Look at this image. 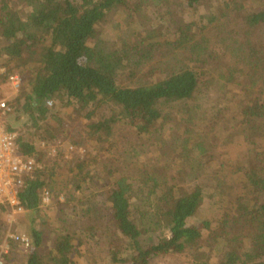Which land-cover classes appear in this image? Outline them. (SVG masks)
Returning <instances> with one entry per match:
<instances>
[{"label": "trees", "instance_id": "trees-1", "mask_svg": "<svg viewBox=\"0 0 264 264\" xmlns=\"http://www.w3.org/2000/svg\"><path fill=\"white\" fill-rule=\"evenodd\" d=\"M26 1L0 0L1 52L22 76L1 117L18 132L19 150L44 165L18 193L31 216L30 252L20 264H81L84 257L87 264H151L168 256L187 264H264V50L256 39L264 0H232L231 14L178 18L167 39L163 20L176 10L157 17L156 8L200 0ZM108 21L121 31L115 43ZM4 76L11 83L10 72ZM221 90L214 111L230 117L223 134L201 116L202 98ZM36 136L59 140L55 154ZM66 140L85 153L70 157ZM147 142L149 149L174 146L176 159L189 156L193 167L173 171L165 162L155 170L129 144L143 149ZM45 188L60 208L89 200L86 209L100 220L80 228L83 240L65 233L44 251L36 214ZM203 248L211 252L206 258L199 257Z\"/></svg>", "mask_w": 264, "mask_h": 264}, {"label": "rangeland", "instance_id": "rangeland-1", "mask_svg": "<svg viewBox=\"0 0 264 264\" xmlns=\"http://www.w3.org/2000/svg\"><path fill=\"white\" fill-rule=\"evenodd\" d=\"M251 1H256V0H244L245 3L251 2ZM262 1V0H261ZM230 2L232 0H200L199 3L193 7H190L188 4L183 5L182 7L178 8L176 5H173L172 8L169 6H163V7H157L156 11L157 17H160V14L164 16L167 13V7L172 9L173 11L176 10V15H169L165 17L163 20V29H165L166 33L163 35V39H167L169 34L172 32V25H176L177 22H175L178 18L181 20V22L186 18V16H196L197 18H204L207 19L209 18L213 12H225L228 14H231L233 11V4L231 5ZM11 4L13 6H28L30 4L29 1L26 0H11ZM213 11V12H212ZM160 13V14H159ZM225 16V20H226ZM179 20V21H180ZM152 24V22H150ZM234 23V21H232ZM115 23L113 21H108L105 25V28L113 26V31L108 33L109 36L112 38V43H115L116 40H118L121 36V31L117 28H115L114 25ZM133 27V26H132ZM121 29L126 31V26L123 25L121 26ZM221 35L219 33L216 34V38H220ZM258 43L262 50H264V27L261 29V32L258 34L257 38ZM6 55L4 52H1V42H0V100H5L7 102L10 101L11 97H13L16 94V89L13 87L11 83H9L4 76V72L8 73L12 72V70H9L6 67ZM216 67L218 68L219 71H223L224 67L226 65L225 60H221L217 64H215ZM8 69V71H7ZM17 71L12 72V74H19L16 73ZM219 74H222L219 72ZM20 75V74H19ZM21 76V75H20ZM22 77V76H21ZM122 83H129L127 78L124 76L122 77ZM234 90L237 92V94L241 93L244 91L243 86H235ZM236 94V93H235ZM221 96V97H220ZM221 91H215L212 95L209 96H204L201 100V116L204 117L206 115L207 121L210 122V125L208 126L210 129H219L217 130L219 133H224V130L229 127L230 122L228 121L229 115H226L225 111L223 110H218L214 111L217 108V105L220 103V99H223L224 96ZM75 108H70L67 109V114H76ZM3 111H0L2 114ZM215 112V113H214ZM216 115V116H214ZM1 117V116H0ZM1 122L2 125L5 127L3 124V120L1 117ZM203 122V121H202ZM77 128H80L81 125V120L75 122L74 124ZM173 125V124H172ZM179 126L174 125L173 127L171 126V131L174 128H178ZM182 130V128H181ZM124 131H127L124 130ZM121 137V135H119ZM37 141L43 140L44 138H40L36 136ZM130 136V140H131ZM159 140V139H158ZM157 140V141H158ZM60 142V141H58ZM160 142V141H159ZM128 144V143H127ZM131 146L130 148L132 149V152L135 157H139L141 160L147 158V159H152L151 163L149 165H152L155 170H160L161 169V164L167 162L169 166L171 165L172 170H177L181 167H193V164H191V158L189 156H181V159H176L177 153H176V148L172 145L167 144L163 149H159L157 147H154V149H149L150 143L147 142L145 143L143 149L142 148H136L134 145L129 143ZM49 145H52V140H47V143L44 145V147H49ZM65 146L69 149V151H72L68 153L70 157L77 156L78 153L82 154L85 153V147H74L73 144H70L67 140L65 141ZM233 144H229L230 148V156L234 159H236L237 155L236 154V149L233 148ZM42 147V146H41ZM42 147L41 149H43ZM13 152L11 153L12 156L18 154L21 152L19 150L18 146H13ZM142 149V150H141ZM145 150V152L143 151ZM239 153H241V150H239ZM242 154V153H241ZM155 164V166H154ZM160 166H158V165ZM160 168V169H159ZM161 171V170H160ZM2 186H0V191H1ZM18 188V186H14V189ZM209 189V188H208ZM208 189L206 191H208ZM219 192H221V188H219ZM16 199L19 201L18 195H15ZM53 193L51 192L50 189L45 188L43 190V204L41 206V209L37 212L36 214V225H39L45 232V245H44V251L47 252V250H50L56 240L58 238L65 234H74L75 238H78L80 240H83V235H77L79 234V230L81 227H85L84 229L87 230L89 227L92 225H96L97 221L95 215L93 216L91 213L93 212H88L86 209L87 202L89 200L84 199L82 202L76 203L75 201L72 202H64L65 198L63 196V192L59 193V198L61 199L62 202H64L62 208L58 207L57 200L53 199ZM3 202H0V204L5 205V209H0V260L3 258L4 261L3 263L0 264H13L12 262L13 258L16 257V263L15 264H20L26 259L27 253L25 251L24 246L19 242H15L12 239V236L15 235H20V234H28L31 236V216H29V212H27L24 208H20V204L17 203V200L14 201V195H9V198L7 199L6 195H3L2 197ZM13 202H10L12 201ZM21 203V202H20ZM80 204L78 206V209H74V207H71L72 204ZM215 202L211 203V206L213 207ZM74 204V205H76ZM82 204H85L83 206ZM214 209V208H213ZM211 210L204 211L199 214L198 218H204L209 216L211 214ZM93 216V217H92ZM90 217L92 222H88L90 220ZM195 219V217L191 218L190 221L192 222ZM87 223V224H86ZM86 224V225H84ZM102 234V232H101ZM164 234L166 236H170L171 232L168 227L165 228ZM8 251L6 254L5 251ZM208 248H203L201 252L199 253V257L201 258H206L208 255H210ZM83 258V257H82ZM87 259L84 257L81 259V264H87ZM15 261V260H14ZM187 260L184 257L180 256H168V257H162V258H156L154 259L151 264H187Z\"/></svg>", "mask_w": 264, "mask_h": 264}, {"label": "built area", "instance_id": "built-area-1", "mask_svg": "<svg viewBox=\"0 0 264 264\" xmlns=\"http://www.w3.org/2000/svg\"><path fill=\"white\" fill-rule=\"evenodd\" d=\"M10 80L16 91L19 90L22 86V77L19 74H10ZM48 103L52 105V101ZM5 109H10L9 102L0 100V111ZM17 136L18 132L8 131L2 125L0 117V186H2L0 191V202H3V195H6L7 199L9 195H14V201H16L15 195H18L24 181L32 176L31 173L35 169H42L44 167V165L38 161L37 157L33 155L24 154L22 152L14 156L11 155L14 150L13 146H17ZM58 141L59 140L52 141V145H49L54 154L56 152V145L59 143ZM46 143V139L39 140L38 146L44 147ZM14 186H18V188L14 189ZM10 202H13V200ZM17 203L21 205L20 200H17ZM20 208H23V206L21 205ZM12 239L17 243L20 242L27 253L30 252L31 237L28 234L15 235L12 236ZM5 252L6 254L8 253L7 250ZM4 259L5 258L2 257L0 263H3Z\"/></svg>", "mask_w": 264, "mask_h": 264}]
</instances>
